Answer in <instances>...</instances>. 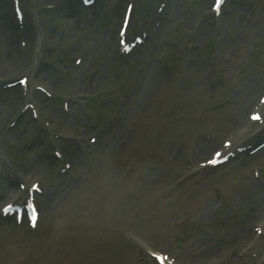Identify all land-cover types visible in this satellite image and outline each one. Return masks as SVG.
Instances as JSON below:
<instances>
[{"label":"rangeland","instance_id":"obj_1","mask_svg":"<svg viewBox=\"0 0 264 264\" xmlns=\"http://www.w3.org/2000/svg\"><path fill=\"white\" fill-rule=\"evenodd\" d=\"M47 1L22 4L30 52L47 34L34 79L51 96L35 97L39 118L28 111L0 123V204L13 195L4 166L27 186L40 182L41 218L33 229L0 216V264H157L147 248L186 264H264V233L255 230L264 152L198 166L227 137L247 131L255 144L264 135L248 119L264 90V0H226L218 16L212 0H132L131 30L146 36L129 55L117 48L128 0H102L97 10ZM13 18L0 0V70L15 59L19 74L26 62ZM5 91L1 103L18 97L19 88Z\"/></svg>","mask_w":264,"mask_h":264},{"label":"bare ground","instance_id":"obj_2","mask_svg":"<svg viewBox=\"0 0 264 264\" xmlns=\"http://www.w3.org/2000/svg\"><path fill=\"white\" fill-rule=\"evenodd\" d=\"M98 1V3H100L102 0H97ZM96 1V2H97ZM58 2L60 3V4H67V3H69V2H67V1H64V0H58ZM95 5H97L96 3H95ZM63 7V6H62ZM68 8V7H67ZM94 9H96V6L94 7ZM71 14H73L72 16H73V20H74V22L75 23H80V21L82 20L81 19V17H80V15L78 14V12L76 11V9L73 7V6H71L70 5V7L67 9ZM9 65H10V68H11V70H8V71H3V70H0V77H9L8 75H10L14 70H12V67H14L15 65H17L18 64V62H16L15 61V59H11L10 60V63H8ZM152 73L149 75V77H148V81H147V83L150 85V82H151V80H152ZM5 100H6V97H5ZM12 107H13V104L12 103H8V102H0V123H3L4 122V120L2 121L1 120V118L4 116V118L8 115V116H10L11 114H12V112H13V110H12ZM5 111H8L9 113L8 114H6L5 115ZM3 118V119H4ZM238 143V142H237ZM261 152H264V149L261 151ZM260 152V153H261ZM257 155H262V154H256V156ZM205 252V251H204ZM222 260L220 259V260H217V262H215V264H217V263H220ZM204 263H205V260L203 261Z\"/></svg>","mask_w":264,"mask_h":264}]
</instances>
